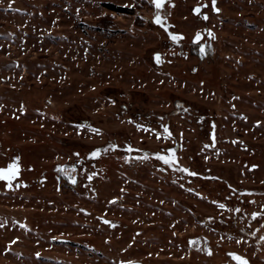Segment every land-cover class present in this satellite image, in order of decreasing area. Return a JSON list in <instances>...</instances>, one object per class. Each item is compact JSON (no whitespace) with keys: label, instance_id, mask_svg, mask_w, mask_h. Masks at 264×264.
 <instances>
[{"label":"rangeland","instance_id":"rangeland-1","mask_svg":"<svg viewBox=\"0 0 264 264\" xmlns=\"http://www.w3.org/2000/svg\"><path fill=\"white\" fill-rule=\"evenodd\" d=\"M210 1L0 0V264H264V0Z\"/></svg>","mask_w":264,"mask_h":264},{"label":"flooded vegetation","instance_id":"flooded-vegetation-1","mask_svg":"<svg viewBox=\"0 0 264 264\" xmlns=\"http://www.w3.org/2000/svg\"><path fill=\"white\" fill-rule=\"evenodd\" d=\"M136 1H139V0H136ZM149 1L151 2V0H149ZM168 1H170V0H165L164 6L159 8V9H157L155 4L153 3V7L157 10V13H159L160 16H161V13H162L163 9L165 8L166 4L168 3ZM212 10H213L212 6H210V5L206 6V7H204L203 10H201L199 12L198 15H196V17H198L199 19H202V21H204V22H208L209 18H210L209 12L213 13ZM205 13H208L207 20H205V18H204L205 17ZM159 25H161V26L164 25L163 21ZM164 29L168 32V27L164 26ZM205 33L206 32H203V33L202 32H198V33H196V35L192 39V44L190 45L191 46V51L192 52L196 51L197 54L200 57H204L205 56V54L207 52V49H208V42L210 41V38L213 36V33L211 31H208L207 34H205ZM198 34H199L200 38L197 40L196 37H197ZM168 35L171 36L172 34L168 32ZM12 162H10V163H12ZM18 163H19V159H18ZM62 180L69 181L70 180L69 179V175L65 174L63 172L58 174V181L61 182ZM15 181L16 180H14L13 182H15ZM74 181L75 182L72 181V183L74 185H76L78 183L77 177L74 178ZM13 182H11V183H13ZM188 244H189V246L191 248H193L194 250H196V251H198L200 253H205L208 256H211L213 254V250H212V247L210 245V241L205 235H201L200 234V235H193V236L189 237L188 238ZM209 250H210V253H209ZM232 254H236V255H238V254L241 255V254L237 253L235 251H230V250L226 251V256L229 257L231 259V261H233V262L238 264V262L234 259ZM241 256H243V255H241Z\"/></svg>","mask_w":264,"mask_h":264},{"label":"snow or ice","instance_id":"snow-or-ice-1","mask_svg":"<svg viewBox=\"0 0 264 264\" xmlns=\"http://www.w3.org/2000/svg\"><path fill=\"white\" fill-rule=\"evenodd\" d=\"M151 2L155 4L157 9L163 7L165 4V0H151ZM212 2H213V6H215V0H212ZM196 11L199 12V9H196ZM216 11H219V9H216ZM204 18L206 19L207 17L205 16ZM155 22L157 24L162 23V18L159 15V13H157V15H156ZM171 38L174 41H178L182 38V36L180 34H172ZM199 38L200 37L198 34L196 39L198 40ZM159 60H160V57H159V55H157V61L159 62ZM93 131H96V130L93 129ZM129 150H131V149L129 148ZM98 153H99V150H97V152H94L93 155H97ZM158 158L160 160H162L165 164H172L176 160V157L174 155L168 156V155L158 154ZM182 171L187 172L188 169H182ZM18 175H19L18 158H17V161L10 163L7 167L0 168V180L8 181L9 187H11V181L13 179H15L16 176H18ZM192 175H196V173H192ZM73 182H75V181L73 180ZM220 207L224 208L225 205L221 204ZM254 215H257V214H254ZM209 253H210V250H209ZM232 255H233L234 259L238 262V264H248V261L246 260V258L241 257V256L236 255V254H232Z\"/></svg>","mask_w":264,"mask_h":264},{"label":"water","instance_id":"water-1","mask_svg":"<svg viewBox=\"0 0 264 264\" xmlns=\"http://www.w3.org/2000/svg\"><path fill=\"white\" fill-rule=\"evenodd\" d=\"M209 5L213 7L212 12H213L214 14H219L220 9H219V7L217 6V0H215V6H213V2H212V0L210 1V3L204 2V3L200 4V5H195V6L193 7V9H192V13H193L194 15H198L199 12H200L201 10L204 9V7L209 6ZM196 9H199V12H197ZM216 9H219V11H216ZM205 16L207 17V16H208V13H205ZM207 18H208V17H207ZM207 18H206L205 20H207ZM14 161H17V159H15ZM14 161H13V162H14ZM18 164H19V163H18ZM20 175H21V165L19 164V175L16 176V178L13 179L11 182H13V181L16 180L17 178H19ZM3 181H5V180H3ZM5 182L8 184V181H5ZM238 255H239V254H238ZM239 256H241V255H239ZM241 257H243V256H241ZM244 258H245V257H244ZM246 260L248 261V264H250V262H249V260H248L247 258H246ZM130 264H142V263H140V262H132V263H130Z\"/></svg>","mask_w":264,"mask_h":264},{"label":"trees","instance_id":"trees-1","mask_svg":"<svg viewBox=\"0 0 264 264\" xmlns=\"http://www.w3.org/2000/svg\"><path fill=\"white\" fill-rule=\"evenodd\" d=\"M109 6H110L111 10H113L115 8V9L119 10L120 12H123V9H121V8L113 7L112 5H109Z\"/></svg>","mask_w":264,"mask_h":264}]
</instances>
